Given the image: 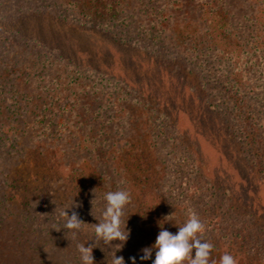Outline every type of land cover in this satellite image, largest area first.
I'll list each match as a JSON object with an SVG mask.
<instances>
[{"label": "rangeland", "instance_id": "1", "mask_svg": "<svg viewBox=\"0 0 264 264\" xmlns=\"http://www.w3.org/2000/svg\"><path fill=\"white\" fill-rule=\"evenodd\" d=\"M197 19V0H0V188L17 163L25 168L19 185L43 189L25 207L0 201V264H81L77 244L95 238L105 193L131 183L143 187L150 211L132 199L124 209L131 231L115 254L125 264H152L156 250L140 261L141 249L162 226L175 234L188 209L205 225L199 235L213 244L212 260L228 253L238 264H264V163L238 126L242 108L230 116L229 88L239 64L245 93L264 113V64L256 51L235 58L246 53L242 45L230 52L234 25L214 48L200 35V62L174 73L170 60L181 58L166 35ZM217 44L229 51L218 54ZM146 133L166 170L155 183L134 169L122 177L123 160L138 156ZM81 166L96 168L102 182L78 190ZM72 200L80 207L66 212L87 223L75 239L58 215ZM112 243L97 242L94 264L110 261Z\"/></svg>", "mask_w": 264, "mask_h": 264}, {"label": "trees", "instance_id": "2", "mask_svg": "<svg viewBox=\"0 0 264 264\" xmlns=\"http://www.w3.org/2000/svg\"><path fill=\"white\" fill-rule=\"evenodd\" d=\"M237 2V0H197V21L199 23L194 22V25H192L193 27L189 29L185 22L183 23V21H179L181 34L175 33L173 31L169 33V35H166L168 38L165 39V43L170 49L173 50V54L175 53L181 58L180 63L179 59H177L175 56L172 57V60H170V62L177 64H174L173 66L175 67L174 73H181L182 71L186 70V68L192 71L189 65H195V63L200 62L203 54L201 52L203 42H199L200 35H203L209 45H213L212 47L214 48V43L216 41H226L224 36L225 30L227 28L233 29L234 25V30H239L243 27H246V30L250 28L248 33L250 35L247 39H245V42L242 40L245 36L242 35L246 30H237L238 33L236 32L235 34L238 41H232L229 45L227 44L232 48V51L230 52H233V50H236L239 45H242L241 48H244L246 53L240 54V51L237 50V56H235V58L243 56L247 57L250 56L252 52L254 53V51H256L258 58H261V63L264 64V0H247L246 2H250L251 4L249 6L252 8V12L248 13H245L247 9H245L244 6H236ZM235 6L236 11H241L243 20L245 21V25L241 24L240 27L238 24H240L242 21L240 22L239 19L237 20L236 18L234 24L232 19ZM199 29H204V33ZM244 44H248V46L246 47ZM226 47L227 46L225 44L223 50V47L217 44L216 51L218 54L221 53L223 55L226 51H229V49H225ZM235 52L236 51L233 53ZM230 73H233V78L231 81H229V88H231V92H233L232 89L235 90V93L233 92L234 99L236 100L234 105L236 106L235 108L238 109L235 111V108L232 106V112H230V116H232V118L235 117L236 119L239 118V114L241 113L240 108H242L243 114L238 126H241L242 130L245 132L244 139H247L250 144L252 141V143L255 145L257 156H260L259 160L264 163V113L260 111L255 101L251 99L244 91L247 90V87H244V83L241 82V80L243 77H246V71L243 70V68L238 64L232 66ZM228 120H230V117ZM147 136L148 135L146 133L145 136L141 137V140H144V142L138 144V151L135 149L138 153V156H136L133 152L132 158H129L130 160H123L124 175L122 173V177L125 179H128V172L131 169H134L132 172L135 173V177H139V179H143L148 182L152 181V183L160 180V178L165 175L166 170L164 169V166L161 165V162L157 160L158 157L154 153L155 149L153 146V141L152 139L148 140ZM115 159L116 158L113 157L111 158V161L115 162ZM66 168L71 170L70 166ZM80 169L82 172L78 171L76 173L73 171L76 173L74 176L77 175L80 183V189L78 188V190L85 189L86 185L88 189L89 185L102 182V178H100V174L98 175V170L96 168L95 170L92 169L91 173L84 166H81ZM24 170V167H20L19 164L15 163L12 172L8 173L5 186L0 188L1 205L9 203V205L25 207L31 204L34 198H38L39 195L35 193H40L43 189L38 187L36 188L35 184H29V186L19 185L21 180L24 181ZM70 172H72V170ZM67 176L70 175L68 174ZM39 181L43 182V179L41 178ZM44 186V188L47 187V185ZM142 188L131 183V185H128L125 189L130 192L131 199L134 200L137 205L143 208L146 204V210L150 211V204L146 203L147 193L144 192V189ZM22 189L26 192L24 195L22 193H18L23 192ZM72 189L75 191L77 190L76 187H72Z\"/></svg>", "mask_w": 264, "mask_h": 264}, {"label": "clouds", "instance_id": "3", "mask_svg": "<svg viewBox=\"0 0 264 264\" xmlns=\"http://www.w3.org/2000/svg\"><path fill=\"white\" fill-rule=\"evenodd\" d=\"M104 200L106 205L102 211V218L94 224L95 238L91 240L92 243L87 247L85 243L77 244L81 264H94L92 250L97 247V242H103L107 246L113 244V241L119 243L107 264H125L124 257H117L115 253L123 247L131 231L127 229V220L122 221L125 214L124 209L131 202V194L127 190L118 189L105 193ZM78 207L80 205L72 200L70 205L61 208L58 213L59 217L64 220L63 228L71 230L74 239L87 223L79 218L76 211H72L69 215L66 209ZM187 216L186 222L182 226H178V231L175 234L160 226L161 230L154 244L141 249L143 254L139 256L140 261L152 259L153 249H155V258L152 260V264H238L236 258L228 253L223 254L218 262L212 260L213 244L203 240L199 235L205 231L204 223L192 209H188ZM54 230L60 231L61 228L55 227ZM129 260L131 264H136V257H130Z\"/></svg>", "mask_w": 264, "mask_h": 264}]
</instances>
